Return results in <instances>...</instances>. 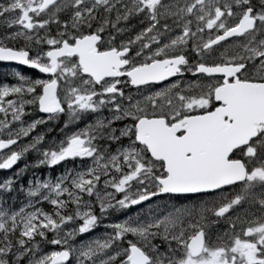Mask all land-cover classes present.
Listing matches in <instances>:
<instances>
[{
    "label": "snow or ice",
    "instance_id": "1",
    "mask_svg": "<svg viewBox=\"0 0 264 264\" xmlns=\"http://www.w3.org/2000/svg\"><path fill=\"white\" fill-rule=\"evenodd\" d=\"M0 62V264H264V0H0Z\"/></svg>",
    "mask_w": 264,
    "mask_h": 264
},
{
    "label": "rangeland",
    "instance_id": "2",
    "mask_svg": "<svg viewBox=\"0 0 264 264\" xmlns=\"http://www.w3.org/2000/svg\"><path fill=\"white\" fill-rule=\"evenodd\" d=\"M7 68H19L20 71L25 72L26 74H31V72L24 71V70L22 69L21 66L14 65V64H7L4 68L1 69V71H0V75H2V74L4 73V71H5ZM6 78H7V79H10V77H6ZM57 126H58V125H57ZM53 134H54V133H53ZM27 160H28V159H27ZM24 162H25V161L22 160V162H21L20 164H23ZM20 164H19L17 167H19ZM61 168H63V165H61ZM13 171H14V169H13ZM29 171H30V172H33V173H36V172L40 173L41 178H42L44 172L46 171V169L43 168V167H41V168H38V169H29ZM52 174L54 175L55 172L53 171ZM22 197H23V196H22ZM133 210H134V209H133ZM125 214H126V213H125ZM99 230H100V231H103V229H99Z\"/></svg>",
    "mask_w": 264,
    "mask_h": 264
},
{
    "label": "trees",
    "instance_id": "3",
    "mask_svg": "<svg viewBox=\"0 0 264 264\" xmlns=\"http://www.w3.org/2000/svg\"><path fill=\"white\" fill-rule=\"evenodd\" d=\"M4 66H5V65H3V64L0 63V71H1L2 68H4ZM22 69H23L24 71H28V72H31V73L34 72V70H28V69H25V68H22ZM62 119H63V118H61V122H62ZM27 159H28V161H31L32 159H34V157H33V155H32L31 153H29L28 156H27ZM21 162H22V160L18 162V164L16 165V167H17ZM12 171H13V170H12ZM7 174H9V173H8V172H5L4 170H0V177H3V176H5V175H7ZM26 177H27V173L25 174V177L21 178V181H20V182H24V180L26 179ZM22 196H23L22 193H17V194H16V203H17V204H18L19 201L22 199ZM9 200H10V198H9ZM10 202H11V200H10Z\"/></svg>",
    "mask_w": 264,
    "mask_h": 264
},
{
    "label": "water",
    "instance_id": "4",
    "mask_svg": "<svg viewBox=\"0 0 264 264\" xmlns=\"http://www.w3.org/2000/svg\"><path fill=\"white\" fill-rule=\"evenodd\" d=\"M2 63L15 64L14 62H2ZM19 66H21V65H19ZM22 67L27 68L26 66H22ZM28 69H29V68H28Z\"/></svg>",
    "mask_w": 264,
    "mask_h": 264
},
{
    "label": "flooded vegetation",
    "instance_id": "5",
    "mask_svg": "<svg viewBox=\"0 0 264 264\" xmlns=\"http://www.w3.org/2000/svg\"><path fill=\"white\" fill-rule=\"evenodd\" d=\"M1 64H3V63H1ZM3 65H5V66H6L7 64H3ZM5 66H4V67H5ZM5 172H8V171H5Z\"/></svg>",
    "mask_w": 264,
    "mask_h": 264
}]
</instances>
